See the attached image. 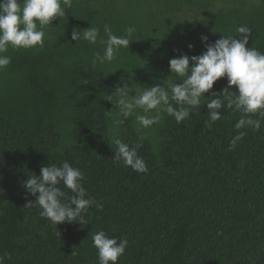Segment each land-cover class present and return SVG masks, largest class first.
Segmentation results:
<instances>
[{
  "label": "trees",
  "instance_id": "obj_1",
  "mask_svg": "<svg viewBox=\"0 0 264 264\" xmlns=\"http://www.w3.org/2000/svg\"><path fill=\"white\" fill-rule=\"evenodd\" d=\"M66 14L47 27L42 48H9L11 63L0 70V255L10 254L4 264H99L92 236L100 230L127 238L118 264H264V118L252 117L262 121L258 131L236 129L242 114L222 108L209 127L204 102L215 97H204L181 123L164 113L140 128L108 100L123 83L178 82L169 60L205 51L201 35L212 43L248 25L246 47L264 53V0H73ZM105 24L117 36L131 25L138 31L113 62L93 66L104 46L74 41L72 31L91 25L105 36ZM226 85L220 78L205 95ZM113 137L139 144L147 173L114 159ZM65 160L81 169L88 195L103 204L88 209L85 225L55 227L38 205L26 206L36 197L23 181Z\"/></svg>",
  "mask_w": 264,
  "mask_h": 264
},
{
  "label": "clouds",
  "instance_id": "obj_2",
  "mask_svg": "<svg viewBox=\"0 0 264 264\" xmlns=\"http://www.w3.org/2000/svg\"><path fill=\"white\" fill-rule=\"evenodd\" d=\"M72 6L73 0H0V70L11 63V57L6 55L9 48H42L47 38V27L53 25L54 20L66 16V10H71ZM137 31L136 26L131 25L125 28L124 35L117 36L113 34L111 26L105 24V39L99 27L90 25L83 31L73 29L71 38L104 46L103 54H93L92 64L95 66L113 62L122 48H129L134 40L132 36ZM235 32L239 39L237 35L222 33L221 38L212 43H208L207 35H201L205 51L192 56L181 53L171 58L169 71L171 75L180 78L178 82L170 81L166 87L163 83L141 88L135 87L134 83H123L113 92L115 97L109 95L108 100L119 108L120 117L126 119L135 116L140 128H149L159 123L164 113L181 123L190 116L192 109L201 105L204 97H215L204 102L208 109L205 123L209 127L221 119V109L224 108L242 114L235 124L236 129L250 127L258 131L262 121L252 117L258 115L264 118V53L246 47L252 34L250 26H237ZM193 47L192 44L188 45L189 49ZM224 77L227 79L224 88L205 95L213 89L216 81ZM232 86H235V90H231ZM133 91L135 95H132ZM138 109L143 114H138ZM122 122L120 119L113 121L114 124ZM243 135V132L239 133L232 140L231 146H235ZM112 142L117 149L114 154L116 161H123L126 167L134 171L148 172L146 161L137 152L139 144L129 146L119 137H113ZM83 180L81 169L66 160L59 166H42L39 175H30L23 181L22 186L26 192L36 197L35 201H29L26 206L38 205L41 209L39 215L55 227L59 223L77 221L85 225L88 209L93 205L102 208L103 204L88 195L82 185ZM61 184L74 195L68 197L60 187ZM92 242L97 249L99 264H118L128 245L127 238H110L103 230L93 234ZM5 259H10L7 252L0 255V264H4Z\"/></svg>",
  "mask_w": 264,
  "mask_h": 264
}]
</instances>
